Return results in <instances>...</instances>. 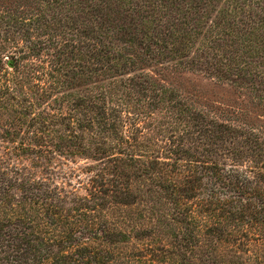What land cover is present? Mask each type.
Wrapping results in <instances>:
<instances>
[{
  "label": "trees",
  "instance_id": "obj_1",
  "mask_svg": "<svg viewBox=\"0 0 264 264\" xmlns=\"http://www.w3.org/2000/svg\"><path fill=\"white\" fill-rule=\"evenodd\" d=\"M31 1L0 9V264H264L263 137L126 56L264 99V0Z\"/></svg>",
  "mask_w": 264,
  "mask_h": 264
},
{
  "label": "rangeland",
  "instance_id": "obj_2",
  "mask_svg": "<svg viewBox=\"0 0 264 264\" xmlns=\"http://www.w3.org/2000/svg\"><path fill=\"white\" fill-rule=\"evenodd\" d=\"M31 2L0 0V9L19 8L25 11L24 8ZM127 50L126 56H130L135 62V74L149 76L157 83L175 91L191 109L203 113L208 118L234 128L253 131L264 139V99H261L263 93H255L247 85L211 78L203 72L187 67L184 60L147 57L135 47H129ZM84 166V161L59 164L48 179L58 187L66 190L74 188L83 194V189L78 188L76 176H81L79 182H86V176L81 171Z\"/></svg>",
  "mask_w": 264,
  "mask_h": 264
}]
</instances>
